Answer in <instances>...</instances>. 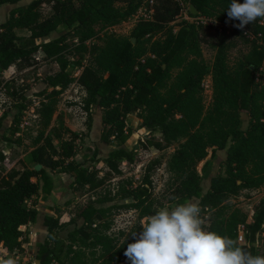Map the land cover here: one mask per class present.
Listing matches in <instances>:
<instances>
[{"label":"trees","instance_id":"obj_1","mask_svg":"<svg viewBox=\"0 0 264 264\" xmlns=\"http://www.w3.org/2000/svg\"><path fill=\"white\" fill-rule=\"evenodd\" d=\"M21 1L0 0V7ZM146 1L31 0L14 7L8 18L0 22V75L12 67L18 71L31 68L38 62L39 53L44 55V61L59 66V72L46 77L45 87L31 95L27 93L29 86L18 89L14 84L10 91L14 104L10 110L15 115L9 119L11 111H6L0 117L1 139L9 147L21 145V136L17 135L22 130L23 114L36 102V112L51 133L50 136L45 129L37 138L48 151L46 161L37 149L33 150L15 180L9 179L3 173V164L0 165V248L9 254L27 252L23 246L31 238L21 227L38 217L34 196L41 191L47 197L54 189L44 163L54 172L69 175L74 193L85 194L99 190L110 175L122 177L124 162L137 161V149L128 150L120 145L103 159L109 172L102 178L99 159L91 165L87 158L76 159V140L81 135L61 117L52 126L61 96L75 84L86 94L83 102L89 117L88 133L92 129L91 107L97 104L104 110L102 142L109 144L115 138L124 144L130 137L126 117L138 112L141 128L150 133L145 142L140 141L144 149L165 151L179 144L169 159L175 180L173 204L198 199L202 218L209 220L207 230L236 240L253 255L264 256V236L262 246L258 245L259 234L264 235V206L256 209L250 221L248 214L230 205L244 191L264 189V22L258 18L243 30L235 27L239 21L229 20L226 11L231 0H153V5H149L152 15L140 17L129 36L112 30L137 14ZM184 4L195 5L197 16L214 20L208 24L180 22ZM45 8L50 12L46 13ZM60 28L66 32L51 39ZM18 29L27 30L30 35L21 37ZM70 35L77 43L67 42ZM239 45L247 46L249 51L233 67L231 53ZM204 47L215 51L211 66L206 62ZM73 69L78 71L76 76ZM207 76L212 79L208 107L203 86ZM243 113L250 117L246 130L241 128ZM8 120L9 133H1ZM226 148L225 174L213 177L210 190L204 192L198 165L211 150L205 164L209 167L217 152ZM5 160L0 154V162ZM37 164L43 165L40 171L34 169ZM158 165L157 160L149 164L138 184L129 182L122 186L120 203L104 206L88 202L77 207L68 222L74 227L66 238L56 233L65 226L57 215L60 207H52V214L44 218L48 233L38 245L36 263L128 261L124 252L134 240L120 241L109 233L113 218L129 210L138 212L141 218L155 213L152 176ZM240 231L246 232L244 243L239 242Z\"/></svg>","mask_w":264,"mask_h":264},{"label":"rangeland","instance_id":"obj_2","mask_svg":"<svg viewBox=\"0 0 264 264\" xmlns=\"http://www.w3.org/2000/svg\"><path fill=\"white\" fill-rule=\"evenodd\" d=\"M30 1L31 0H22L18 5L24 6ZM18 5L8 4L7 6H4L5 8H0V22L4 20L6 14H9L10 11ZM119 6L121 7L122 5ZM145 8L147 7L144 3L137 14L132 18L115 25L112 27V30L119 35L125 37L129 36L139 18L142 17L143 13H146L144 10ZM45 12L49 13V8H45ZM205 18L209 21L212 19L214 20V18ZM65 32V29L60 28L52 35L51 39H56ZM17 33L21 37H27L30 35V32L27 30H19ZM67 42L69 44H74L77 43V39L70 35L67 38ZM248 51L249 48L243 45H239L234 51H232L230 58L231 66L236 67L241 60V57L244 54H247ZM204 56L207 64L211 66L214 62L215 51L204 47ZM43 57L44 55L42 53L36 54L38 62L31 68L18 71L15 67H12L0 75V117L6 111H11L10 109L14 104L13 98L10 96V91L14 89V84L15 88L18 89L29 86L30 89L27 93L31 95L45 87L44 81L47 76L59 72L58 64L44 61ZM74 60V58H71V61ZM72 72L75 76L78 74L77 69H73ZM203 86L205 88V103L208 107L212 100V79L210 76L205 78ZM85 96V91L81 87L72 84L61 96L58 111L54 115L52 121V126L57 125L58 118L61 117L73 131L81 135L80 138L76 140V159L78 161H83L84 158H87L89 159L88 165H91L92 162L99 159V168L101 169L100 177L102 178H104L109 172L103 159L109 156L110 153L120 145L128 150L137 149V161L134 164L124 162L121 165V169L124 172L122 177L110 175V177L106 178L103 186L99 190L86 192L85 194L74 193L71 189L72 178L67 174L52 171L51 168L44 163L45 170L54 181V189L48 199L44 198L41 191L34 196V201L37 202L39 209L37 222L31 224L28 229L23 228L32 235L33 242L31 248H24L27 252H17L9 256L0 253V260L12 257L15 260V264H37L35 261V253L37 252L38 244L45 241L48 233L46 227L44 229V218L46 215L52 214V207H60L57 215L61 217V222L65 223V226L64 228L56 230V233L61 238H66L68 231L74 227L73 224H69L68 222L73 217L77 207L88 202H95L97 205L104 206L120 203V198L122 197V194L120 193L121 187L127 186L129 182L138 184L142 180L149 164L156 160L159 161V165L154 170L152 176L155 187V211L160 206L173 204L171 193L175 186V180L174 175L169 169V159L178 148L179 144H174L165 151H158L154 148L144 149L140 144V141L142 143L145 142L150 137V133L146 129L141 128V119L139 118L138 112L130 113L126 117V124L130 131V137L126 143L120 144L117 139L112 138L109 144H104L101 140L104 110L97 104L91 107L92 129L88 133L87 122L89 117L84 109L83 102ZM37 107L38 103L36 102L34 107L23 114L22 130L17 135L21 136V145L12 144V146L9 147L7 143L1 139L0 134V154H3L6 157V160L3 163L0 162V165L3 164V173L11 180H15L24 170L27 155L33 150L37 149V151H39V156L42 160L46 161L48 158V151L44 148V142L37 141L40 132L46 129L43 126L41 117L36 112ZM14 115L15 111L12 110L9 119H12ZM241 118V128L246 130L250 119L249 114L243 113ZM10 122L11 120L5 122L4 127L1 129V133H9ZM48 132L51 136L50 127L46 129V133ZM155 137L159 138V135L155 134ZM53 141L56 144L54 138ZM230 145L231 142H229L228 147ZM211 154L210 150L209 156L198 165V172L203 177L204 192L210 190L213 177L225 174L224 161L227 157V148L218 151L216 158L213 159L210 166L206 168L205 164L210 159ZM29 167H32V165H29ZM70 201L75 202L72 205H67L66 203ZM191 201L196 204L199 202L196 198H193ZM230 205L248 214L251 221L256 209L264 206V189L244 191L238 198L231 200ZM142 219L143 218H141L136 211H121L114 216L109 233L117 237L120 241H125L129 234V240L132 238L130 232L136 231L137 234H139V232L142 231V229H140ZM208 225L209 220L206 219L204 224L205 229L208 228ZM245 234L246 232L240 231L239 238L240 236H243V240H239L240 243L245 242ZM263 236V233L258 236L259 247L262 246ZM124 264H130V261H126Z\"/></svg>","mask_w":264,"mask_h":264},{"label":"clouds","instance_id":"obj_3","mask_svg":"<svg viewBox=\"0 0 264 264\" xmlns=\"http://www.w3.org/2000/svg\"><path fill=\"white\" fill-rule=\"evenodd\" d=\"M226 11L229 20L239 21L234 26L241 30L258 18L264 22V0H231ZM204 224L201 208L191 200L160 206L143 217L139 234L130 232L134 242L127 244L124 256L130 264H264V256L253 255ZM0 264L15 260L9 257Z\"/></svg>","mask_w":264,"mask_h":264},{"label":"built area","instance_id":"obj_4","mask_svg":"<svg viewBox=\"0 0 264 264\" xmlns=\"http://www.w3.org/2000/svg\"><path fill=\"white\" fill-rule=\"evenodd\" d=\"M146 7L144 10L146 13H143L142 17L144 18H147V17H150L153 13V10L152 9H149V5L152 6L153 5V0H148L146 1ZM190 5H183V8H182V11H181V14L179 16V21L180 22H183V21H186V22H195V23H212V20L209 21V20H206L205 17H202V16H196V17H192L190 16V8H189ZM239 240H243V236H240Z\"/></svg>","mask_w":264,"mask_h":264},{"label":"crops","instance_id":"obj_5","mask_svg":"<svg viewBox=\"0 0 264 264\" xmlns=\"http://www.w3.org/2000/svg\"><path fill=\"white\" fill-rule=\"evenodd\" d=\"M7 5H8V4H5V5H3V6L0 7V8H3L4 6H7ZM4 8H5V7H4ZM8 16H9V14H6L5 17H4V20H3V21H5V20L8 18ZM3 21H2V22H3ZM19 30H24V29H18L17 32H18ZM61 174H62V173H61ZM52 192H53V191H52ZM51 194H52V193H51ZM51 194H50V195H51ZM50 195H49V196H50ZM49 196H47V197L44 196V198H47V199H48ZM47 199H46V200H47ZM37 205H38V204H37ZM38 211H39V209H38ZM48 215H49V214H48ZM37 218H38V217H37ZM36 222H37V219H36L35 222H32V223H30L29 225H27V226H22V227H21V230L24 231V232H26L27 234H29V235H30V238H31L30 243L25 244L26 246H25V245L23 246V247L26 248V249H30V248H31V244H32V242H33V238H32V235H31L29 232L25 231L23 228L28 229V227H29L31 224L36 223ZM44 229H45V226H44ZM43 242H44V241H43ZM41 243H42V242H41ZM39 244H40V243H39ZM39 244H38V245H39ZM37 251H38V248H37ZM0 253L4 254L5 256L13 255V254H9V253L7 252V250H5L4 248H0ZM14 254H15V253H14ZM36 254H37V252L35 253V256H36Z\"/></svg>","mask_w":264,"mask_h":264},{"label":"water","instance_id":"obj_6","mask_svg":"<svg viewBox=\"0 0 264 264\" xmlns=\"http://www.w3.org/2000/svg\"><path fill=\"white\" fill-rule=\"evenodd\" d=\"M189 8H190V12H191V14H193L194 16H197V15L199 14V11H198V9L195 7V5L191 4V5L189 6ZM132 40H133V42H136V39H135V38H133ZM42 168H43V165H41V164H37V165L34 167V169H35L36 171H40Z\"/></svg>","mask_w":264,"mask_h":264}]
</instances>
